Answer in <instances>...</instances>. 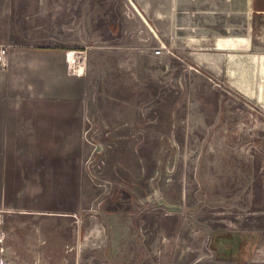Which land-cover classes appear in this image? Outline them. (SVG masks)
<instances>
[{
    "label": "rangeland",
    "instance_id": "rangeland-1",
    "mask_svg": "<svg viewBox=\"0 0 264 264\" xmlns=\"http://www.w3.org/2000/svg\"><path fill=\"white\" fill-rule=\"evenodd\" d=\"M197 2L216 14L166 0L150 31L103 13L125 0H13L29 47L52 44L57 17L77 25L98 83L80 205L0 213V264H264V107L239 89L264 99V13ZM222 35L244 42L220 49Z\"/></svg>",
    "mask_w": 264,
    "mask_h": 264
},
{
    "label": "crops",
    "instance_id": "crops-1",
    "mask_svg": "<svg viewBox=\"0 0 264 264\" xmlns=\"http://www.w3.org/2000/svg\"><path fill=\"white\" fill-rule=\"evenodd\" d=\"M111 4L102 7L104 14H130L150 31L159 29L156 21L173 16V10L166 16V0H125L121 12ZM201 4L195 0L186 15L195 20L216 14ZM246 5L264 13V0H246ZM15 13L13 0H0V52L6 48L0 59V213L12 206L29 213L38 207L79 206L83 122H91L90 89L98 83L91 60L99 47L71 38L78 26L59 23L58 17L52 44L29 47L26 25L15 21ZM138 29L133 30L136 36ZM16 30L19 41L14 45ZM252 254L263 256L264 249Z\"/></svg>",
    "mask_w": 264,
    "mask_h": 264
},
{
    "label": "bare ground",
    "instance_id": "bare-ground-1",
    "mask_svg": "<svg viewBox=\"0 0 264 264\" xmlns=\"http://www.w3.org/2000/svg\"><path fill=\"white\" fill-rule=\"evenodd\" d=\"M241 37V36H239ZM235 38V37H230L228 35H222L218 40H217V47L220 49H227L228 47L230 48H235L236 44H239L240 42H244V40L241 38ZM236 39V41L233 40ZM249 42V41H248ZM258 63H262L261 60H258ZM260 68H263L262 70H264V66L263 65H259ZM261 70V69H259ZM241 92H243L246 96L249 97H255L264 107V99L259 98L258 96L256 97L255 95H253L251 92H249L248 90H246L245 88L240 87L239 88Z\"/></svg>",
    "mask_w": 264,
    "mask_h": 264
},
{
    "label": "built area",
    "instance_id": "built-area-1",
    "mask_svg": "<svg viewBox=\"0 0 264 264\" xmlns=\"http://www.w3.org/2000/svg\"><path fill=\"white\" fill-rule=\"evenodd\" d=\"M6 53V48H3L0 52V59L4 58V54Z\"/></svg>",
    "mask_w": 264,
    "mask_h": 264
}]
</instances>
